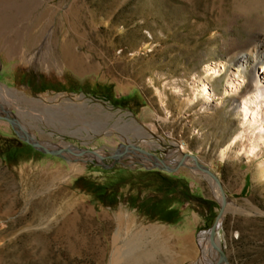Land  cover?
Wrapping results in <instances>:
<instances>
[{
  "label": "rangeland",
  "instance_id": "1",
  "mask_svg": "<svg viewBox=\"0 0 264 264\" xmlns=\"http://www.w3.org/2000/svg\"><path fill=\"white\" fill-rule=\"evenodd\" d=\"M244 4L0 0V85L14 91L1 92L0 105L32 137L105 156L133 144L176 169L148 167L132 150L117 163L52 156L0 119V264H111L115 249L114 264H170L143 257L160 245L174 264H264V147L257 159L239 154L243 127L233 108L248 84L223 97L236 67L221 46L248 38L245 20L232 30L226 22ZM211 65L223 72L213 78ZM206 83L210 105L197 92ZM193 157L232 204L216 234L223 262L211 240L217 255L203 254L202 236L210 238L224 198ZM139 235L132 257L126 241Z\"/></svg>",
  "mask_w": 264,
  "mask_h": 264
},
{
  "label": "bare ground",
  "instance_id": "2",
  "mask_svg": "<svg viewBox=\"0 0 264 264\" xmlns=\"http://www.w3.org/2000/svg\"><path fill=\"white\" fill-rule=\"evenodd\" d=\"M239 20L246 21L248 38L245 41H242L237 36H233L229 40H224L222 46L220 45L223 54L231 57L234 66L236 67V72H231L228 75L226 80L227 86L223 97H227L230 94L229 91L238 93L243 88V86L248 84L247 91L242 97L234 102L233 108L240 116L243 127L238 137V139L240 138L243 141L242 147L239 149V154H244L249 158L257 159L263 155L264 147V78L261 77L259 73L255 72V68L258 65H262L264 69V0H245V4L241 5L238 10L234 11L226 23H228V27L232 30ZM222 72L223 70L221 67H215L214 65L208 66L206 70V73L211 75L213 78L220 75ZM241 75L244 77L242 78ZM1 92H7L9 94L14 93V91L8 90L0 85V96H3ZM197 92L201 97H203L206 105L211 104L215 92L211 89L209 83L203 85L202 88ZM42 99H49V97L44 96ZM42 99L39 101L42 102ZM80 99L83 100L84 98L81 97ZM83 105L87 106V102H84ZM137 132H139V130ZM236 141L237 139H234L230 145H235ZM64 155L69 154L65 153ZM221 155L225 157L226 152L222 151ZM129 156V154L125 155V157L128 158ZM88 157L95 158L94 156ZM141 159L148 167L152 164H161V162H159V160L152 155L145 154L143 157H141ZM130 161L133 163L134 158L131 157ZM164 162L167 167H172L170 163L166 161ZM189 163L191 164L190 167H194L192 162ZM83 171V169H78L74 170V173ZM259 174L262 178H264V160L259 163ZM211 182L217 198L221 203H223V195L219 185L216 184L217 182L214 180V178L211 179ZM231 205L232 204L228 200L225 201L226 212L231 207ZM221 223L222 219L220 220V224ZM152 235L153 234L151 232V236ZM210 240L211 239L208 236H202L203 254H206L207 251L210 250L212 253H214V255H217L218 252L216 253L213 251L212 247L210 248ZM141 241L140 235L137 239H130L128 242L126 241V245L130 251V256H135V251H138L141 247ZM116 250L117 249H115L113 254L111 264H114L116 261ZM143 255V257L148 260L156 259L158 255H162L170 264L175 263L174 254H172V252L166 246H154L153 251L143 253ZM219 257L220 256L216 257V263L220 262V260L218 261ZM135 260L134 261L136 263L141 262L139 259ZM198 263H204V259L202 258Z\"/></svg>",
  "mask_w": 264,
  "mask_h": 264
},
{
  "label": "water",
  "instance_id": "3",
  "mask_svg": "<svg viewBox=\"0 0 264 264\" xmlns=\"http://www.w3.org/2000/svg\"><path fill=\"white\" fill-rule=\"evenodd\" d=\"M0 113H2V114H0V119L7 121L9 124H11V126L13 127V129L15 130L16 134L19 136V138L21 139L22 142L32 146L33 148H35V149H37V150H39L45 154H49L52 156L63 157L65 153H68L69 155H73L77 158H82L85 156H94L96 158L95 160L104 161V160L112 159L115 161V163H117L125 155L129 154L131 150L134 152L142 153V154L152 155L149 152H147L146 150L140 149L139 147H137L136 145H133V144H128V145L123 144L113 154H111L109 156H105L103 154H100L97 151H93L90 149L76 150L74 147H71V148H54V147H51L49 145H45L44 143L39 142L34 137H32L29 134V132H27V130L23 126V124L16 118V116L14 114H12L11 112H9L8 110H6L2 105H0ZM152 156H154V155H152ZM154 157H156V156H154ZM157 159L163 165L158 163L155 165L154 168H157V169H160L163 171H167V172H173L174 170H176L175 168L167 167L163 160H161L159 158H157ZM193 159L195 160L196 166L199 170L207 173L209 176L214 178V180L217 182V184L219 185V187L222 191V195L224 198V205H225V201H227V196H226V194H225V192L221 186L220 180L209 169L203 168L199 164L198 159L196 157H193ZM183 164H184V162L182 160L181 162H179L177 168H179ZM224 211H225V208L222 210V214H220L216 223L214 224V226L211 228V230L209 232L210 239H211L213 246L221 254V262L226 260V255H225V252L223 251V249L217 244L216 234H217V230L220 227V220L222 218Z\"/></svg>",
  "mask_w": 264,
  "mask_h": 264
}]
</instances>
